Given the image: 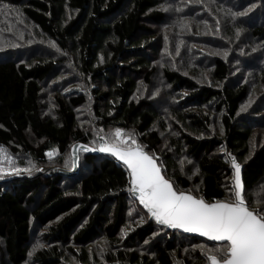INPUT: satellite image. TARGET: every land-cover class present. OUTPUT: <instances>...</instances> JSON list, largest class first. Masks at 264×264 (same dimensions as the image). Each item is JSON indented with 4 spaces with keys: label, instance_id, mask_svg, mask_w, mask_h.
Returning a JSON list of instances; mask_svg holds the SVG:
<instances>
[{
    "label": "trees",
    "instance_id": "trees-1",
    "mask_svg": "<svg viewBox=\"0 0 264 264\" xmlns=\"http://www.w3.org/2000/svg\"><path fill=\"white\" fill-rule=\"evenodd\" d=\"M185 1L0 0V7L22 16L38 30L35 37L54 43L60 52L57 60L33 52L40 47L28 50L26 60L20 49L0 53V147L38 168L48 165L47 153L55 150L52 165L60 167L0 180V264H205L199 246L217 243L158 225L129 191L127 167L83 150L116 128L132 133L157 158L175 188L209 202L231 196L235 157L247 201L264 208V0H207L229 18L247 12L229 22L227 35L218 36L216 44L211 45L212 37L208 44L200 39L201 46L222 53H205L202 47L183 55L187 65L211 71L209 86L200 85L192 77L199 73L188 66L176 69L160 61L165 50L170 59L177 56L170 41L179 27L165 34L160 28L183 20L190 8V16L205 12L201 4ZM182 4L186 12L180 13ZM237 29H242L240 40ZM228 49L234 51L230 60ZM234 59L245 75L233 74L239 66L231 65ZM68 64L85 88L63 86L51 116L42 105L43 84ZM249 74L262 94L251 114L255 117L241 116L251 85L239 86L238 79ZM160 75L170 89L154 101V79ZM141 88L149 90L144 98ZM87 101L93 107L95 138L76 115ZM172 102L176 106L166 107ZM184 158L192 165H183ZM131 205L138 215L129 217ZM32 235L47 245L30 257L36 246Z\"/></svg>",
    "mask_w": 264,
    "mask_h": 264
},
{
    "label": "snow or ice",
    "instance_id": "snow-or-ice-1",
    "mask_svg": "<svg viewBox=\"0 0 264 264\" xmlns=\"http://www.w3.org/2000/svg\"><path fill=\"white\" fill-rule=\"evenodd\" d=\"M187 2L203 4V0ZM232 15L245 16L247 12H234ZM241 31L242 29L236 30L237 38ZM52 46L55 47L54 44ZM2 50L3 45L0 44V51ZM99 141L92 148L82 146L83 150L108 153L126 165L131 185L129 191L158 225L197 234L209 241L222 242L211 248L207 245L199 246L205 257V264H264V208L254 207L247 201L241 176L242 166L235 157H231L234 169L231 196L209 202L190 190L175 188L162 175L157 158L146 152L132 133L116 128L111 137L100 136ZM47 155L52 158L54 151H49ZM73 164L75 165V160ZM33 167L34 165L28 168L18 167L15 160L0 147V180L5 176H18L22 173L31 175ZM260 187L264 189V185ZM39 247L42 245L37 244L29 252V256Z\"/></svg>",
    "mask_w": 264,
    "mask_h": 264
},
{
    "label": "rangeland",
    "instance_id": "rangeland-1",
    "mask_svg": "<svg viewBox=\"0 0 264 264\" xmlns=\"http://www.w3.org/2000/svg\"><path fill=\"white\" fill-rule=\"evenodd\" d=\"M247 4H249L250 0H246ZM187 1H185L184 3H186ZM199 7L200 4H196ZM210 5V6H209ZM212 4H210L209 1L207 0H203V11L205 12H198V15L196 16H190L189 14H191V8L188 9V12L186 14V16H184L185 18H183V20L176 22L173 26H163L160 29H163L164 31L162 33H169L172 32L173 28H178V30L174 31V32H178L176 38L170 41V44L175 48L176 51H178V54L176 57H172V59H170L171 57L166 53L165 50V56L161 58V62L167 65H170L173 68L176 69H180L179 67H183V66H188L190 69L195 70L194 72L199 73V76H195L192 74V77H196L199 81H200V85H206L209 86L212 84V75H211V71H209L205 66L204 67H200L199 65L193 66V65H187L185 63L186 60V56L183 57L184 54H191L196 52L197 49H202V47H204V52L208 53L210 51H214L216 53H222V51L220 50H213L212 48H207L205 46H201L202 42L201 40L204 42V44H208L207 39L212 37L213 38V42L211 43V45L216 44L215 42H217L218 40V36H223V35H227V29L229 28V22L231 21V23L233 21H235L237 19L236 16H233L231 18H229V15L226 12L223 11H217L216 9L211 7ZM248 7H253V6H248ZM184 8V5L182 4V7L180 8V13L186 12V9L182 10ZM174 14V13H173ZM172 14V15H173ZM230 19V20H229ZM187 24V27H184V25ZM217 26L219 28V30L217 31ZM224 31H226V33H224ZM35 34H39L38 30H36L33 27H30L28 25V22H26V20L20 16L19 14H14L12 11L8 10L7 8L4 7H0V44L3 45V50L0 51V53H5L7 51H17V50H21V52L19 53L20 57L23 60H26L27 58V51L34 50V47H40L42 49L40 50H34V53L37 54H43L45 56H49L52 57L54 60H57L60 58L59 55V50H57L56 46L53 47L52 45L54 43H51L50 41L46 40L45 38H37L34 35ZM201 39V40H200ZM238 40H240V36L238 38ZM226 46L228 45L227 42L225 41ZM55 45V44H54ZM234 49V47H232ZM234 51L228 49L227 50V56L226 58L228 60H230L232 58V54ZM182 54V55H181ZM17 55V54H16ZM196 55L194 57V62L196 64L197 60H196ZM172 60V61H171ZM232 66H237L239 65L235 70H234V75L239 76L242 74L245 75L246 72H244L241 69V63L238 62V59H234L232 60ZM158 75V73H157ZM156 75V76H157ZM252 74H249V76H247V78L245 77V79L241 80L238 79L239 82V86H242V83H249L251 85V87H249L250 89V94L248 95V97L246 98V100L243 102L241 109L244 108V110L241 113V116H248V117H255L252 116L251 114L255 111L256 106L258 108V105L260 103V96L261 91L258 90L257 86L254 84L253 79L251 77ZM254 76V75H252ZM155 83L158 85V87H156L154 89V93L155 96L153 94V96L155 97L154 101L159 100V94H166V91H168L170 89L169 84H167L165 82V80L163 79V75H160L156 78V80L154 79ZM253 82V83H252ZM67 84H69L70 86L73 85H78V87H83L85 88V84L82 81V78L80 76V74L78 72H75V69L73 67H71V65H67L64 66L62 68L59 69V72L57 74H55L54 77L50 78L47 82H45L43 84L44 86V91H43V96H42V105L44 106V109L46 110V112L51 115V116H55L56 115V104H55V96L57 92H60V89L63 88V86H67ZM258 85V83H257ZM223 87V86H222ZM147 89L145 88H141L140 92H141V98L146 97L145 91ZM86 91V89H85ZM149 91V90H147ZM165 91V92H164ZM164 92V93H162ZM174 107L175 102L172 103H166V107ZM77 119H78V123L81 127H91L92 130L90 132V135L92 134L94 136V138L96 137V133L94 130V127L96 128V121H95V117H94V113H93V107H92V103L88 102L77 108ZM260 117V116H259ZM166 125L168 127L171 126V121L169 120V118H166ZM216 122V121H215ZM216 125L219 128H221V124H219L218 122H216ZM114 132V131H113ZM110 132L109 137H111L112 133ZM175 132V131H174ZM128 133V132H125ZM258 133V131H257ZM256 133V134H257ZM170 137L174 136V133L171 132L169 133ZM7 154L16 162V165L18 167H20L19 163L21 161H26V168L33 166L32 168V173L33 172H39L42 169H51L54 167L55 168H60L59 165L57 164H53V162H55L57 160V151L54 150V155L52 158H48V165L46 166H42L41 168L36 167V164L34 162H29L30 159L28 158H23V157H18L13 155L12 153L10 154V152L7 149H4ZM78 151V149H77ZM70 155V154H69ZM58 161H60V159H58ZM57 161V162H58ZM182 164L183 165H190L191 164V160L189 158H184L182 160ZM192 165V164H191ZM21 168V167H20ZM85 169L89 170L88 167H86ZM24 175H26L27 173H22ZM23 175V176H24ZM13 176V175H11ZM11 176H5V178H9ZM16 176V175H14ZM44 176V175H41ZM135 206V205H134ZM133 205H131L129 207V217H133L139 214V211L137 209V207H134ZM134 210H136V212H133ZM136 213V214H135ZM138 213V214H137ZM131 220V219H130ZM38 236V235H37ZM35 235H32V238H34ZM33 244L36 243L42 245V247L39 248L42 249L43 247H45L47 244H42V238H40L39 240H36V238L32 239ZM32 244V245H33ZM95 245V244H94ZM92 246L94 251L96 248L95 246ZM104 247V241L101 240L99 241V249H102ZM99 251V250H98ZM92 255H96L94 252L91 251Z\"/></svg>",
    "mask_w": 264,
    "mask_h": 264
},
{
    "label": "water",
    "instance_id": "water-1",
    "mask_svg": "<svg viewBox=\"0 0 264 264\" xmlns=\"http://www.w3.org/2000/svg\"><path fill=\"white\" fill-rule=\"evenodd\" d=\"M95 154H97V155H102V156H105V157H112V158H114L115 160H117L115 157H113V156H111L110 154H108V153H102V152H99V151H93ZM118 161V160H117ZM119 163H121L122 165H124L121 161H118ZM157 164L159 165V163H158V161H157ZM124 166H126V165H124ZM160 166V165H159ZM127 167V166H126ZM162 170V169H161ZM162 175H164L163 174V171H162ZM165 176V175H164ZM241 176H242V181H243V174H242V168H241ZM166 178V177H165ZM167 179V178H166ZM169 180V179H168ZM171 182V181H170ZM244 183V182H243ZM179 230V229H178ZM179 231H181L182 233H184L182 230H179ZM184 234H187V235H193V236H197V237H200L199 235H197V234H193V233H184ZM201 238H204V239H206L205 237H201ZM207 240V239H206ZM209 241V240H208ZM210 242H212V243H217V244H219V243H222V242H214V241H210ZM223 243H226V242H223Z\"/></svg>",
    "mask_w": 264,
    "mask_h": 264
}]
</instances>
